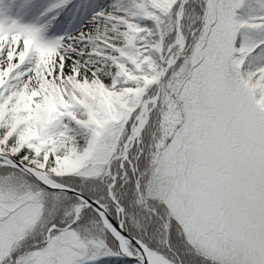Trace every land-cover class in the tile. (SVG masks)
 Masks as SVG:
<instances>
[{
	"label": "snow or ice",
	"instance_id": "6c2138e0",
	"mask_svg": "<svg viewBox=\"0 0 264 264\" xmlns=\"http://www.w3.org/2000/svg\"><path fill=\"white\" fill-rule=\"evenodd\" d=\"M0 264H264V0H0Z\"/></svg>",
	"mask_w": 264,
	"mask_h": 264
}]
</instances>
